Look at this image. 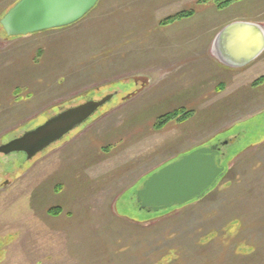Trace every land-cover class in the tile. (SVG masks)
I'll return each instance as SVG.
<instances>
[{
  "label": "rangeland",
  "instance_id": "374dc122",
  "mask_svg": "<svg viewBox=\"0 0 264 264\" xmlns=\"http://www.w3.org/2000/svg\"><path fill=\"white\" fill-rule=\"evenodd\" d=\"M16 1L0 0V18ZM200 1L100 0L67 28L0 31V145L113 94L34 159L0 155V264H264V54L247 74H216L203 46L207 23H264V0ZM176 110L192 115L154 129ZM215 144L226 171L204 197L137 207L146 177Z\"/></svg>",
  "mask_w": 264,
  "mask_h": 264
},
{
  "label": "water",
  "instance_id": "95a60500",
  "mask_svg": "<svg viewBox=\"0 0 264 264\" xmlns=\"http://www.w3.org/2000/svg\"><path fill=\"white\" fill-rule=\"evenodd\" d=\"M98 2L18 0L0 18V28L7 38L65 28L83 19ZM213 50L223 65L243 67L263 53L264 27L248 22L229 24L216 36ZM112 97L108 94L59 111L0 145V154L22 153L27 161L32 160L86 123ZM224 173L217 145L197 148L150 174L136 191L135 200L140 210L158 213L201 198Z\"/></svg>",
  "mask_w": 264,
  "mask_h": 264
},
{
  "label": "crops",
  "instance_id": "0c3cea01",
  "mask_svg": "<svg viewBox=\"0 0 264 264\" xmlns=\"http://www.w3.org/2000/svg\"><path fill=\"white\" fill-rule=\"evenodd\" d=\"M93 12V11H92ZM91 14V13H90ZM88 16V15H87ZM86 18V17H85ZM84 19H82L81 21H83ZM222 22V21H221ZM235 22H248V23H255V24H259V25H262L264 27V23L263 22H260V21H254V20H249V19H240V18H232L231 20H225L223 21L222 23H213L212 26H211V23L210 25L207 23V27H209V29L206 31V37H205V40H204V43H203V46H204V51H206V53L208 54V57L209 59L211 60V62L214 64L215 67H210L212 71L215 72V70L217 71L216 74H224V75H233V76H240L241 74H247L249 73L252 69H253V66L254 64L260 59V57L263 56L264 54V51L263 53L258 56L254 61L250 62L249 64L243 66V67H238V68H232V67H228V66H225L223 65L218 59L217 57L215 56L214 54V50H213V45H214V42H215V39H216V36L218 35V33L224 29L226 26H228L229 24H232V23H235ZM184 24H182L181 26H183ZM205 27L204 25H202V28ZM180 33H178V36H179V40H180ZM25 38V37H24ZM182 38V37H181ZM182 42L184 40H187L190 41L191 40V37H183L182 39ZM210 62V66L212 65V63ZM224 92V91H222ZM220 94V93H219ZM218 94V95H219ZM221 96L218 97V100L220 99ZM222 100H225V99H222ZM226 100L230 103H234V105L236 106V104L238 105L237 101H238V98H233L232 99H229V98H226ZM239 102V101H238ZM219 105L221 106L220 102H219ZM234 106V107H235Z\"/></svg>",
  "mask_w": 264,
  "mask_h": 264
},
{
  "label": "trees",
  "instance_id": "16d2710c",
  "mask_svg": "<svg viewBox=\"0 0 264 264\" xmlns=\"http://www.w3.org/2000/svg\"><path fill=\"white\" fill-rule=\"evenodd\" d=\"M206 1H208V0H201L200 3H204ZM212 1L215 2L217 8L222 9V8H225L226 6H228L230 3L235 2V1H239V0H212ZM193 14L194 13L192 11H190L187 13L176 15V16L170 18L166 24L171 23L173 20H182L184 18L191 17ZM191 115H192V111H188L187 113H184V114L182 113V110H176V111L168 112V113L164 114L163 116L159 117L156 125L154 126V129H156V130L161 129L164 125H166L167 123H169L171 121H177V122L186 121V119H188V117H190ZM56 210H59L61 212V210L59 208H56L52 211L54 212Z\"/></svg>",
  "mask_w": 264,
  "mask_h": 264
},
{
  "label": "flooded vegetation",
  "instance_id": "af4514ba",
  "mask_svg": "<svg viewBox=\"0 0 264 264\" xmlns=\"http://www.w3.org/2000/svg\"><path fill=\"white\" fill-rule=\"evenodd\" d=\"M220 150H221V149H220ZM222 154H223V153H222ZM33 159H34V158H33ZM25 160H26V159H24L22 163H24ZM146 211H147V210H146Z\"/></svg>",
  "mask_w": 264,
  "mask_h": 264
}]
</instances>
